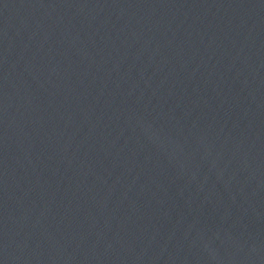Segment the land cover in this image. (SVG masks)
I'll return each instance as SVG.
<instances>
[{
  "label": "water",
  "instance_id": "1",
  "mask_svg": "<svg viewBox=\"0 0 264 264\" xmlns=\"http://www.w3.org/2000/svg\"><path fill=\"white\" fill-rule=\"evenodd\" d=\"M0 264H264V0H0Z\"/></svg>",
  "mask_w": 264,
  "mask_h": 264
}]
</instances>
